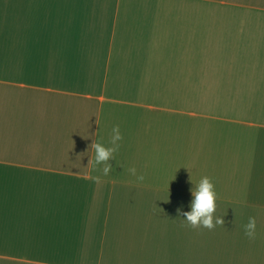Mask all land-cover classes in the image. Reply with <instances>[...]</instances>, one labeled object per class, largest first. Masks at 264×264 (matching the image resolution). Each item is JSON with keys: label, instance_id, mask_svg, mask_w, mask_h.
<instances>
[{"label": "crops", "instance_id": "1", "mask_svg": "<svg viewBox=\"0 0 264 264\" xmlns=\"http://www.w3.org/2000/svg\"><path fill=\"white\" fill-rule=\"evenodd\" d=\"M0 264H264V0H0Z\"/></svg>", "mask_w": 264, "mask_h": 264}, {"label": "clouds", "instance_id": "2", "mask_svg": "<svg viewBox=\"0 0 264 264\" xmlns=\"http://www.w3.org/2000/svg\"><path fill=\"white\" fill-rule=\"evenodd\" d=\"M111 146H105L102 143L95 142L92 147L95 151V163L102 166V173L107 175L111 169L110 159H114V153L119 149V141L122 140L118 126L112 129ZM129 173L136 176L138 182L144 180L143 175H137L136 169L129 168ZM218 194L212 180L203 176L197 182L196 188L193 190V199L190 203V211L183 213V220L190 224L193 228L204 227L213 229L216 225H223L224 221L221 216H215ZM257 222L255 217L250 216L248 222L244 225L245 235L249 239H255L257 235Z\"/></svg>", "mask_w": 264, "mask_h": 264}]
</instances>
